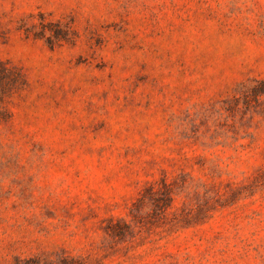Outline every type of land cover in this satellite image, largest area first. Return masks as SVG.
I'll return each instance as SVG.
<instances>
[{"label":"rangeland","instance_id":"obj_1","mask_svg":"<svg viewBox=\"0 0 264 264\" xmlns=\"http://www.w3.org/2000/svg\"><path fill=\"white\" fill-rule=\"evenodd\" d=\"M0 65V264H264V0H0Z\"/></svg>","mask_w":264,"mask_h":264},{"label":"trees","instance_id":"obj_2","mask_svg":"<svg viewBox=\"0 0 264 264\" xmlns=\"http://www.w3.org/2000/svg\"><path fill=\"white\" fill-rule=\"evenodd\" d=\"M1 67H3L2 65H0ZM3 69H6V70H8V68H6V67H3ZM10 71H12V70H10ZM17 74H18V72H17ZM19 75V74H18ZM17 75V78L15 77V80L17 81V86H18V88H22L23 86H24V80L22 79V77L21 76H18ZM20 81V82H19Z\"/></svg>","mask_w":264,"mask_h":264}]
</instances>
